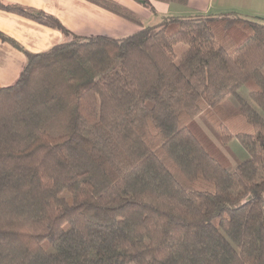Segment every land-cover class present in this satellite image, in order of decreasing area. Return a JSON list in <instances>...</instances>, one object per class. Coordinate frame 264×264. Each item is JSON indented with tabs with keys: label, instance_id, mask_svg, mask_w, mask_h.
Returning a JSON list of instances; mask_svg holds the SVG:
<instances>
[{
	"label": "trees",
	"instance_id": "trees-1",
	"mask_svg": "<svg viewBox=\"0 0 264 264\" xmlns=\"http://www.w3.org/2000/svg\"><path fill=\"white\" fill-rule=\"evenodd\" d=\"M86 1L141 30L80 36L0 0L65 35L25 51L17 83L0 87V264H264V21L145 27L119 4ZM201 115L250 158L232 166Z\"/></svg>",
	"mask_w": 264,
	"mask_h": 264
},
{
	"label": "crops",
	"instance_id": "crops-1",
	"mask_svg": "<svg viewBox=\"0 0 264 264\" xmlns=\"http://www.w3.org/2000/svg\"><path fill=\"white\" fill-rule=\"evenodd\" d=\"M2 1L10 5L52 14L59 19L66 30L85 37L102 35L119 38L134 34L142 28L141 25L132 23L86 0ZM150 2L153 4L152 1ZM174 3L181 5L182 9L176 10L177 8L173 5H169L164 9L158 3V5H154L156 13L152 12L150 15L144 14L143 16L136 15L145 27L150 25L153 14L160 15V18L164 19L168 16H219L226 13H236L249 20L261 18L264 21V0H185L184 2H171L170 4ZM128 4L126 2V5ZM119 5L127 8L122 4ZM159 8H162V10L159 11ZM0 33L12 38L22 47V49L15 47L0 38L1 88L12 86L19 80L27 64L25 51L43 53L65 40V35L59 29L44 26L30 18L1 9Z\"/></svg>",
	"mask_w": 264,
	"mask_h": 264
},
{
	"label": "rangeland",
	"instance_id": "rangeland-1",
	"mask_svg": "<svg viewBox=\"0 0 264 264\" xmlns=\"http://www.w3.org/2000/svg\"><path fill=\"white\" fill-rule=\"evenodd\" d=\"M141 1L144 0H115L114 2L118 4H122L123 6L127 7L128 9L131 10V12L133 11L135 15L136 14L138 15L140 14L141 16H143L144 14L150 15L152 11L150 10L149 7L145 6ZM150 1L153 2V5H158V3L161 4L164 7V9H166L169 5H173V7L177 8L176 10L182 9V6L176 3L170 4L171 2L158 1V0H150ZM126 2H128L129 4L126 5ZM161 10L162 8L161 9L159 8V11ZM153 15L154 16H152L151 18L152 20L150 21L149 26H154L163 22V19L160 18V15L158 16H156V14ZM184 50L185 48L183 46L178 47L176 50L177 55L180 57L181 54L184 52ZM247 93L248 91L246 88L240 90V94L242 96L246 97ZM222 107L228 114H235L239 110V104L234 97H228L223 103ZM196 121L205 130V132L212 139L214 144H216L221 149L226 159L232 166H238L240 163L250 158L249 154L242 147V145L239 143L238 140H233L230 144L226 146L221 144L219 132L216 126L213 124V122L209 121L208 118L201 115L196 119Z\"/></svg>",
	"mask_w": 264,
	"mask_h": 264
},
{
	"label": "water",
	"instance_id": "water-1",
	"mask_svg": "<svg viewBox=\"0 0 264 264\" xmlns=\"http://www.w3.org/2000/svg\"><path fill=\"white\" fill-rule=\"evenodd\" d=\"M142 3H144L145 1H141Z\"/></svg>",
	"mask_w": 264,
	"mask_h": 264
}]
</instances>
